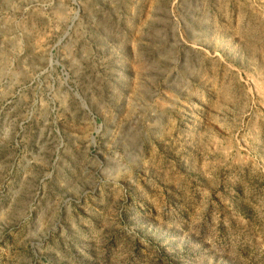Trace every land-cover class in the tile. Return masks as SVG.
<instances>
[{"label": "rangeland", "instance_id": "1", "mask_svg": "<svg viewBox=\"0 0 264 264\" xmlns=\"http://www.w3.org/2000/svg\"><path fill=\"white\" fill-rule=\"evenodd\" d=\"M0 264H264V0H0Z\"/></svg>", "mask_w": 264, "mask_h": 264}]
</instances>
